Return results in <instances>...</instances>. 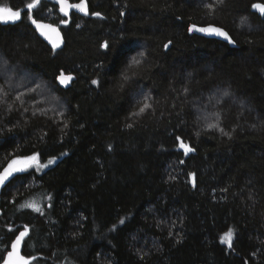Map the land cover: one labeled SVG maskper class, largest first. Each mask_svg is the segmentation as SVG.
<instances>
[{"label": "trees", "instance_id": "1", "mask_svg": "<svg viewBox=\"0 0 264 264\" xmlns=\"http://www.w3.org/2000/svg\"><path fill=\"white\" fill-rule=\"evenodd\" d=\"M86 1L88 15L50 0L32 10L60 26V49L27 9L0 21L2 57L62 104L40 110L37 88L18 96L0 81V173L17 157L54 160L2 186L0 257L27 226L30 264H264V16L252 9L264 0ZM193 24L220 25L237 45ZM204 107L219 126L201 122ZM33 202L40 212L23 207Z\"/></svg>", "mask_w": 264, "mask_h": 264}, {"label": "snow or ice", "instance_id": "2", "mask_svg": "<svg viewBox=\"0 0 264 264\" xmlns=\"http://www.w3.org/2000/svg\"><path fill=\"white\" fill-rule=\"evenodd\" d=\"M56 3L59 5L60 12L63 13L64 16L69 15V9H76L80 12H83L85 15H88V9L87 4L85 0H79V3H69V0H56ZM215 3H223V0H215ZM40 4V0H30V2H27L24 4L23 9H14L11 6H8L7 4H0V21L2 22H15L21 18V12L24 9H27V17L31 22L37 27V29L41 30V34L46 36L51 40L50 33H55L57 40L51 41L53 44V48L59 47V32L56 28H53L51 25H45L42 23H39L37 20L33 19L32 10L35 9ZM215 6L214 3L206 4L205 7L209 9H213ZM253 9L258 10L262 15H264V4H253ZM92 15L100 16V13L95 12L92 13ZM61 23H67L66 20H62ZM79 27V25H77ZM200 31L204 32L210 35H216L223 37L225 40L228 41V43H234V41L231 39V37L228 35L227 32H225L223 29L218 27H207V28H197L195 24L189 27V31ZM168 45H165L167 47ZM103 47H107V44L103 45ZM135 63H139V61L134 59ZM61 84H68L73 77L71 74L65 75L62 71L60 73V76L57 78ZM93 84L97 83L95 80L92 81ZM145 107H148L146 104ZM143 111V108L141 109ZM211 126V125H210ZM180 138L177 137V140ZM180 147L184 149L185 155H187L189 152L194 151L193 148L190 146L184 144L183 142L180 143ZM53 161L49 160L48 163L51 164ZM33 166L37 167H44L45 165H41L38 159L37 154H33L31 156H24V157H17L13 160H11L8 164V166L4 169L2 173H0V184H3L6 180H8L9 177L13 175V173L23 172L26 171L29 168H32ZM23 207L33 208L35 211L40 212L41 209L33 202L26 205H23ZM123 223V221H121ZM27 226H25L24 231H21L19 235L15 237V239L12 241L11 245V251H8L6 257H0V260L3 261V264H30V261L26 259L23 255L20 253V246L21 242L24 239V237L27 235ZM232 237H233V231L232 229H229L227 232L224 233V235L221 237V242L225 243L229 248L232 247Z\"/></svg>", "mask_w": 264, "mask_h": 264}, {"label": "rangeland", "instance_id": "3", "mask_svg": "<svg viewBox=\"0 0 264 264\" xmlns=\"http://www.w3.org/2000/svg\"><path fill=\"white\" fill-rule=\"evenodd\" d=\"M0 81L1 84L6 85V88L7 87L12 88V90L18 96H23L24 94H26L25 91H33L35 88H37L39 91L42 92L40 98H38V104H39L38 109L40 110H41L40 107L45 109V111H52L53 108L57 107L58 109H60L62 107V104L56 98H54L53 95L50 94L49 92L50 89L46 82L38 81V79L35 76H33V74H30L25 70H22L18 66H14L10 64L9 62H7L5 57H2L1 54H0ZM26 81L27 83L25 85L24 82ZM28 83H33V84L28 86L29 85ZM209 97H211L212 100H215L216 98L219 97L226 98L224 96V92L216 93V94L212 92V94ZM220 101L221 99L218 100V102ZM197 112L199 113V119L202 120L201 121L202 123L208 126L211 125L213 127L219 126V122H220L219 114L217 111L214 110V107L211 108L204 107L202 110L200 111L198 110ZM52 161L54 162V160ZM39 162L41 165H45V166L44 167L33 166L32 168L29 169L35 168L39 171H42L53 163L52 162L51 164H49L48 162H41L40 160ZM4 184L5 182L3 184H0V194H1L2 186Z\"/></svg>", "mask_w": 264, "mask_h": 264}, {"label": "water", "instance_id": "4", "mask_svg": "<svg viewBox=\"0 0 264 264\" xmlns=\"http://www.w3.org/2000/svg\"><path fill=\"white\" fill-rule=\"evenodd\" d=\"M50 1H52L53 3H55V4H57L56 3V0H50ZM85 2H86V4H87V9H88V13H89V5H88V3H87V1L85 0ZM69 3H79V1H77V2H71L70 0H69ZM257 3H259V4H264V2H256V3H254V4H257ZM58 5V4H57ZM59 6V5H58ZM20 9H23V8H20ZM252 9H253V7H252ZM24 11V10H23ZM22 11V12H23ZM253 11L254 12H256V13H258L259 15H261V16H264V15H262L258 10H256V9H253ZM22 12H21V15H22ZM72 12H76V13H80V14H84L83 12H80V11H78V10H76V9H69V15L72 13ZM62 13V12H61ZM63 14V13H62ZM68 15V16H69ZM36 20V19H35ZM39 23H42V24H45V25H51L53 28H56L57 29V31L59 32V38H58V40H59V47H57V48H54V49H60V48H62L63 46H64V44H65V38H64V34H63V32H62V30H61V28H60V26L58 25V24H55V23H52V22H50V21H46V20H37ZM32 25H33V27H34V29H35V31L37 32V34L39 35V37L42 39V40H44L50 47H52L53 48V44H52V42L51 41H53V40H57V37H56V35H55V33H50L49 35L51 36V40L49 39V38H47L46 36H44V35H42L41 34V30H39V29H37V27L32 23ZM218 27V28H221V29H223L225 32H227L228 33V35L231 37V39L234 41V43H228V41L227 40H225L223 37H220V36H216V35H210V34H207V33H204V32H200V31H196L199 35H201V36H204V37H207V38H213V39H218V40H221V41H224V42H226V43H228V44H230L231 46H236L237 44H236V42H235V40L233 39V37L231 36V34L229 33V31L227 30V29H225L224 27H222V26H220V25H217V24H206V25H202V26H199L198 28H207V27ZM62 72V71H61ZM64 72V71H63ZM64 74L65 75H69V74H71V73H66V72H64ZM59 76H60V74H59ZM58 76V77H59ZM71 76L73 77V79H74V75L73 74H71ZM73 79L68 83V84H61L60 83V81L58 80V82H59V84L61 85V86H68L72 81H73ZM192 184H194V182H193V180H192ZM19 235V234H18ZM23 244H24V239L22 240V242H21V246H20V253H21V255H23L26 259H28L29 261H30V257L29 256H27L24 252H23ZM11 245H12V243H11ZM8 251H11V246H10V249L8 250ZM8 253V252H7ZM7 253H6V255H5V257L7 256Z\"/></svg>", "mask_w": 264, "mask_h": 264}]
</instances>
